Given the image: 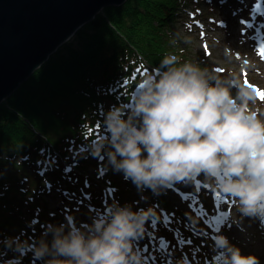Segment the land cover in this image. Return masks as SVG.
I'll use <instances>...</instances> for the list:
<instances>
[{
	"label": "trees",
	"instance_id": "1",
	"mask_svg": "<svg viewBox=\"0 0 264 264\" xmlns=\"http://www.w3.org/2000/svg\"><path fill=\"white\" fill-rule=\"evenodd\" d=\"M217 1L127 0L106 7L1 103L0 264H44L33 246L42 237L51 240L50 225H61V213H49L44 199L53 185L63 183L64 194L86 195L82 199L89 207L111 188L109 204L134 211L135 205H146L145 197L155 203L153 198L160 210L167 208L154 190L145 187L140 193L113 168L107 146L96 154L93 145L107 132L108 110L130 107L139 83L164 55L186 59L173 51L170 35L162 29L177 21L212 26ZM81 214L88 223L96 218ZM174 217L181 215L175 212ZM160 218L154 232L162 239Z\"/></svg>",
	"mask_w": 264,
	"mask_h": 264
},
{
	"label": "clouds",
	"instance_id": "2",
	"mask_svg": "<svg viewBox=\"0 0 264 264\" xmlns=\"http://www.w3.org/2000/svg\"><path fill=\"white\" fill-rule=\"evenodd\" d=\"M129 101L128 108L108 110L107 132L94 153L107 146L110 164L138 188L159 191L203 174L242 216L264 218V111L249 108L257 101L253 88L235 74L221 76L169 53ZM150 211L115 203L87 228L50 225L51 240L42 237L34 254L44 264H142L133 239L143 233ZM215 243L223 264H260L222 234Z\"/></svg>",
	"mask_w": 264,
	"mask_h": 264
},
{
	"label": "rangeland",
	"instance_id": "3",
	"mask_svg": "<svg viewBox=\"0 0 264 264\" xmlns=\"http://www.w3.org/2000/svg\"><path fill=\"white\" fill-rule=\"evenodd\" d=\"M219 2L217 11L214 13L211 10L209 22H212V26L205 22L203 24V21L192 26L177 21L162 31L168 32L173 51L184 55V60L198 63L221 76L235 74L245 86L253 88L257 101L249 108L259 113L264 111V97L260 95L264 93V57L259 52L260 45L264 44V0ZM203 10L207 9L203 7ZM186 27H190V30L187 31ZM133 185L135 190L144 193L141 191H145V187ZM63 187V183L61 187L53 185L44 197L49 213H61V224L74 222L76 226L87 228L92 222L84 221L86 217L81 216L83 211L89 216L94 213L95 217H103L110 213L115 204L114 201L109 204L114 197H111V188H105L99 203L89 207L90 203L82 199L86 195L64 194L60 192ZM155 193L167 203V208L164 207L167 210H160L153 198L155 203L147 201L145 197L142 199L147 205L143 207L151 210L144 222L143 233L133 239V249L139 253L142 264H223V251L215 243L218 235L231 239L241 238L240 231L249 229L264 232V218L243 217L235 201L222 193L213 182L206 180L203 174L172 182ZM139 204L135 205L134 211L144 209ZM175 212L181 215L180 219L174 217ZM224 214L227 215L225 225L221 221ZM156 218L164 219L162 239L154 232L159 223ZM234 220L239 221L238 224ZM245 237L241 253L254 254L260 264H264V246L258 242L260 239L248 234Z\"/></svg>",
	"mask_w": 264,
	"mask_h": 264
},
{
	"label": "water",
	"instance_id": "4",
	"mask_svg": "<svg viewBox=\"0 0 264 264\" xmlns=\"http://www.w3.org/2000/svg\"><path fill=\"white\" fill-rule=\"evenodd\" d=\"M127 0H0V105L106 7Z\"/></svg>",
	"mask_w": 264,
	"mask_h": 264
},
{
	"label": "bare ground",
	"instance_id": "5",
	"mask_svg": "<svg viewBox=\"0 0 264 264\" xmlns=\"http://www.w3.org/2000/svg\"><path fill=\"white\" fill-rule=\"evenodd\" d=\"M244 217V216H243ZM225 220H227V215L226 214H224L223 215V218L221 219V221L223 222V224L225 225L226 223H225ZM234 222L235 223H237V222H239V221H237V220H234ZM238 224V223H237ZM233 226V225H232ZM224 229V228H223ZM225 230V229H224ZM247 230V229H246ZM241 233H240V236L239 237H241V238H237V237H232L231 239H228V241H231V242H229L231 245H233V246H235V247H238L239 249H240V251L242 252L243 250L241 249V245H242V243H245V242H243V239L244 240H246V234H248V235H250L251 237H257V238H259L260 240L258 241L259 243H260V245H263L264 246V232H255L254 230H252V231H250V229L249 230H247L246 232L245 231H240ZM257 235H256V234ZM216 240V239H215ZM223 251V250H222ZM223 254H224V252L222 253V257H223Z\"/></svg>",
	"mask_w": 264,
	"mask_h": 264
},
{
	"label": "snow or ice",
	"instance_id": "6",
	"mask_svg": "<svg viewBox=\"0 0 264 264\" xmlns=\"http://www.w3.org/2000/svg\"><path fill=\"white\" fill-rule=\"evenodd\" d=\"M260 55H261L262 57H264V46H262V47L260 48ZM260 95H261L262 97H264V93H260Z\"/></svg>",
	"mask_w": 264,
	"mask_h": 264
}]
</instances>
